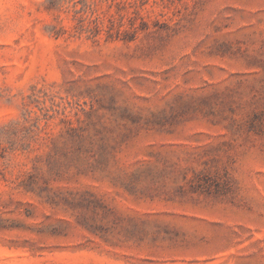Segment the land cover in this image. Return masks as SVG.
Returning a JSON list of instances; mask_svg holds the SVG:
<instances>
[{"label": "rangeland", "instance_id": "374dc122", "mask_svg": "<svg viewBox=\"0 0 264 264\" xmlns=\"http://www.w3.org/2000/svg\"><path fill=\"white\" fill-rule=\"evenodd\" d=\"M0 264H264V0H0Z\"/></svg>", "mask_w": 264, "mask_h": 264}]
</instances>
